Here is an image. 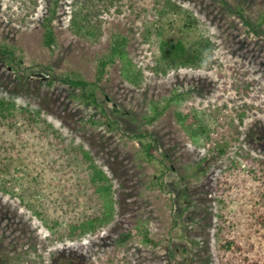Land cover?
<instances>
[{
	"label": "rangeland",
	"instance_id": "rangeland-1",
	"mask_svg": "<svg viewBox=\"0 0 264 264\" xmlns=\"http://www.w3.org/2000/svg\"><path fill=\"white\" fill-rule=\"evenodd\" d=\"M224 1L231 9L242 6L253 22L264 12V0ZM51 3L0 0V44L20 58L11 67L0 63V97L39 108L64 138L92 153L112 181L111 194L101 195L113 211L73 240L71 233L56 234L53 221L81 218L69 197L54 189L49 197L20 187L13 195L0 191V264H17L18 258L44 264H217L213 188L225 160L199 180L190 176L191 166L218 140L227 142L230 156L238 147L264 156V41L247 36L240 18L218 0H60L51 25L54 43L46 47L42 21ZM185 30L186 42L209 39L213 47L195 68L165 73L161 42ZM117 36L126 38V57L116 58L98 83L100 100L123 112L125 126L157 138L158 152L168 155L171 167L162 177L164 187L153 182L154 169L136 159L140 144L92 125L93 110L63 82L62 72L94 81L97 62ZM34 67L36 75L28 71ZM168 99L167 111L147 123L150 102ZM173 112L196 114L204 135L188 137ZM52 160L48 155L45 173ZM225 202L232 215L237 199L229 194Z\"/></svg>",
	"mask_w": 264,
	"mask_h": 264
},
{
	"label": "trees",
	"instance_id": "trees-1",
	"mask_svg": "<svg viewBox=\"0 0 264 264\" xmlns=\"http://www.w3.org/2000/svg\"><path fill=\"white\" fill-rule=\"evenodd\" d=\"M59 1L52 0L47 16L42 21L43 44L46 47L54 43L51 25L56 18ZM218 1L227 8L228 13L240 18L247 36H256L264 41L263 10L253 22L244 16L242 6L231 9L226 1ZM185 27L190 29V26ZM185 32L186 30L182 31L184 35L181 37L164 38L161 42L160 59L166 61L165 73L171 69L195 68L204 59L206 51L210 52L213 47L209 39L186 42L188 35ZM125 43L126 38L116 37L109 52L97 62L94 81L90 82L76 73L62 72V75L66 74L63 82L72 91L78 92L74 97L81 105L93 110L89 119L92 125L103 126L112 132H122V136L130 135L131 139L140 144L136 159L152 167L155 171L152 175L153 182L164 187L162 177L171 167L167 164L168 155L158 152L157 138L152 133L135 132L130 126H125L127 122L125 119L121 120L123 112L117 106L108 107L105 101L100 100L98 83L113 66L116 58L125 59ZM15 55L8 47L0 44V63L10 67L13 63L18 64L20 58H15ZM28 71L33 75L39 72L36 67L29 68ZM50 83L48 81L49 85ZM177 96L178 94H174L172 99ZM172 99L151 101L149 113L144 117L146 122L155 123L170 107ZM172 115L191 139L204 135L206 127L201 125L196 114L173 112ZM213 143L193 163L190 176L199 180L207 175L212 167L225 160L215 177L213 188L216 204L214 239L217 264H264V156L253 155L243 147H238L230 156L227 142L218 140ZM43 148H48V151L41 150ZM48 155H52L53 160L45 173L43 164ZM43 175L44 183L40 181ZM81 186L90 190L84 189L82 192ZM17 187L28 192L32 189L33 193H41L42 196L48 194L47 197L51 193L50 190L53 192L54 189L57 194L66 195L65 200L69 197L76 209L73 212L81 213V218L74 222L68 219L67 224L58 219L59 222L53 221L57 225L56 234L71 233L73 240L93 231L97 223L107 221L113 211L112 204L104 202L101 195V191H112V181L104 170L95 164L92 153L64 138L41 116L39 108L18 104L10 97H0V191L13 195ZM65 192L68 193L64 194ZM229 194L238 201L232 215L226 211L225 200ZM103 205H106L108 210H103ZM93 208L96 210L92 214L87 213L86 209ZM40 214L38 211L37 215ZM143 241L154 246L159 243L158 239L147 237H143ZM18 259L20 262L17 264H44L43 261L38 263L34 259ZM117 262L116 264L120 263Z\"/></svg>",
	"mask_w": 264,
	"mask_h": 264
}]
</instances>
